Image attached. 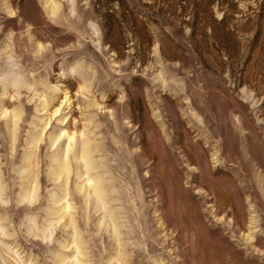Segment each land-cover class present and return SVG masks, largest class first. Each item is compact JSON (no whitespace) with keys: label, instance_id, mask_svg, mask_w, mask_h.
Instances as JSON below:
<instances>
[{"label":"rangeland","instance_id":"obj_1","mask_svg":"<svg viewBox=\"0 0 264 264\" xmlns=\"http://www.w3.org/2000/svg\"><path fill=\"white\" fill-rule=\"evenodd\" d=\"M0 264H264V0H0Z\"/></svg>","mask_w":264,"mask_h":264},{"label":"bare ground","instance_id":"obj_2","mask_svg":"<svg viewBox=\"0 0 264 264\" xmlns=\"http://www.w3.org/2000/svg\"><path fill=\"white\" fill-rule=\"evenodd\" d=\"M83 159H84V161H85V165L87 166V165H88L87 159H86L85 157H83ZM91 176H92V175H91ZM87 180H88V182L90 181V177H89V176L87 177Z\"/></svg>","mask_w":264,"mask_h":264}]
</instances>
